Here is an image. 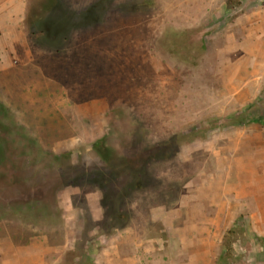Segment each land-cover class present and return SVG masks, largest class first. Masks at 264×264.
Listing matches in <instances>:
<instances>
[{
    "label": "rangeland",
    "instance_id": "rangeland-1",
    "mask_svg": "<svg viewBox=\"0 0 264 264\" xmlns=\"http://www.w3.org/2000/svg\"><path fill=\"white\" fill-rule=\"evenodd\" d=\"M40 1L0 0V264H264V0Z\"/></svg>",
    "mask_w": 264,
    "mask_h": 264
},
{
    "label": "trees",
    "instance_id": "trees-1",
    "mask_svg": "<svg viewBox=\"0 0 264 264\" xmlns=\"http://www.w3.org/2000/svg\"><path fill=\"white\" fill-rule=\"evenodd\" d=\"M243 0H229L228 1V5L231 7H237L240 6L242 4ZM55 0H41L39 3V8L36 7V13L37 14H41V13H46L49 8L51 7L52 4H54ZM31 12H33V9H31ZM258 103H256L255 105L246 107L243 109V111L241 113H238L230 122L231 124H243L245 122V118L249 116V113L251 110H253L254 108L256 109V107H258L257 105ZM258 109V108H257ZM261 121H263L264 124V117L261 119ZM108 138L105 136L102 138L101 141L95 143V145H93L95 151L104 159V161H108L110 153L113 149H111L108 146ZM232 236H235V232L230 230L227 231V242H226V248L228 249V247H231V244H229V238H231ZM226 240V238H225ZM228 254V252L226 253ZM225 259V258H224Z\"/></svg>",
    "mask_w": 264,
    "mask_h": 264
}]
</instances>
